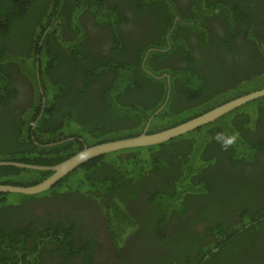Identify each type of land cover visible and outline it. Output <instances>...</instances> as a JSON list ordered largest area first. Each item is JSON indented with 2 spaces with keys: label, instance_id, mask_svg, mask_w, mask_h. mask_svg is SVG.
Masks as SVG:
<instances>
[{
  "label": "trees",
  "instance_id": "16d2710c",
  "mask_svg": "<svg viewBox=\"0 0 264 264\" xmlns=\"http://www.w3.org/2000/svg\"><path fill=\"white\" fill-rule=\"evenodd\" d=\"M216 2L193 0L192 16L185 17L191 24L176 26L175 31L183 29L184 38L196 36L203 51L210 35L206 20L212 15L224 17L225 29L238 33V28L258 21L259 14L264 21V4L258 5V14L257 5L241 6L239 0ZM130 3L136 14L158 6L165 16L157 18L161 27L147 47L155 51L145 61L146 71L141 64L147 49L130 50L116 32V45L111 49L116 58L82 54L79 43L68 46L58 36L62 27L76 25L81 30L77 16L88 13L104 21L110 16V25L121 23L123 17L116 12L120 10L105 0L74 4L70 0H0V162L55 166L83 147L140 135L164 101L148 134L182 124L241 94L264 89L262 42L249 78L238 83L235 93L228 90L208 105L205 95L214 83L208 70L222 72L191 57L185 43L181 46L185 66L169 64L179 43L172 32L177 41L171 38L172 48L165 51L174 0ZM232 37L218 36L215 45L225 49L232 45ZM246 37L255 41L251 30ZM72 51H78L79 62L73 61ZM163 75L170 77L169 83L160 78ZM20 76L31 85L35 97L25 111L8 108L18 95L13 84ZM70 124L76 130H70ZM59 140L66 141L50 145ZM50 175V171L1 166L0 185L32 186ZM139 193L148 211L136 218L147 223L150 236L158 243L151 255L144 253L147 262L247 264L256 260V253L264 249L260 238L264 226V96L165 143L94 158L43 194H0V264H47L45 253L49 258L60 257L59 264H73L80 256V264H100L93 255L99 236L84 240L77 232L81 218L69 220L60 209L56 216L47 212L37 217L33 215L36 204L46 209L75 202L80 205L78 213L103 218L113 244L120 247L134 225L129 204L139 200ZM104 202L110 210L101 205ZM168 228L179 230L174 240L165 233ZM88 229L92 227L83 231Z\"/></svg>",
  "mask_w": 264,
  "mask_h": 264
},
{
  "label": "flooded vegetation",
  "instance_id": "af4514ba",
  "mask_svg": "<svg viewBox=\"0 0 264 264\" xmlns=\"http://www.w3.org/2000/svg\"><path fill=\"white\" fill-rule=\"evenodd\" d=\"M76 1L77 0H70V2L73 4ZM105 1L109 4L110 7H117V9L120 10L116 12L117 14L123 17L121 23L116 26L110 25L108 22H111L110 16H104L106 17V21H104L99 18H94L92 14L88 13L85 15L77 16V19L80 20L83 25V28L81 30H78V27L76 25L62 27L61 30H58V36H61L64 41L69 42L68 46H73L74 44L79 43L81 45L80 51L82 54H94L96 55L95 58H107L112 56L115 57L111 52V49L114 48L113 46L116 45L115 38H117V36L115 37V32L119 34V39L125 45V47H129L130 50L134 48L135 50H137L138 48L147 49L150 43H154L159 33L158 27H161V25L157 23V18L159 15H162L165 19V16L163 15L160 7L155 6L148 12L136 14L135 7L132 6L130 0ZM165 1L166 3H168L169 0ZM216 1H228V3L231 4L235 0ZM192 2L193 0H174L175 6L170 5V14L172 18L171 28L170 31L164 37V39L168 44L167 50L170 51L172 48L171 38H173L174 43L177 41V37L179 38V43H176L177 47L171 53L172 59L169 62V64H172L176 68L180 66H185V63H183L181 60L182 55L184 54V51L181 46L183 43H185L191 49V57L198 60L199 62L205 61L210 64L212 68H217L220 72H222L216 73L211 69L208 70L209 75H211L214 79V83L209 84L207 93L205 95L207 97V104L210 105V102H213L215 99H218L223 93H226L228 90L232 89L229 92L235 93V87L238 86V83H240L243 78V80L249 78V73L252 70L251 64L253 58L255 54L258 53L259 46L263 44L262 42H264V21L262 20L259 14L260 7L258 6L260 4L263 5L264 0H239L238 4H240L241 6L246 5L253 7V5H257V11L259 14L258 21H256L250 26L238 28L237 30L240 31L239 33L236 30L225 29L226 25L222 23L224 20V17L222 16L212 15L213 18H207L206 23L210 35L208 38V47L205 51H203V47L196 38V36L188 35V37L184 38V32L182 31L183 29L181 30L178 28L177 31H175L176 26L179 23L184 24V28L187 27V25L191 24L185 21V17L190 19V17L192 16V13L190 11ZM132 3L135 6H138L140 0H132ZM206 4H210V2L206 1ZM250 30L254 34V42H251L252 40H248L246 37L247 32ZM61 31H63V33H61ZM172 32H175L177 37H171ZM225 34L233 36L232 45L228 46L225 49H219L215 45V38L218 36H223ZM179 36H181L182 39ZM261 48H264V46H262ZM225 50H227L228 52ZM153 51H155V49L146 50L141 67L144 66L149 54ZM78 54V51H72V58L74 62H79V60L81 59L78 57ZM220 56H222L223 58L221 59ZM124 57H126V53L124 54ZM223 60L224 62L222 63ZM144 70L146 71V69ZM225 72L228 73L229 76L228 74H224ZM163 77H165L167 82L169 83L170 77L167 75H163L160 78ZM37 78V80H39V75L37 76ZM223 78L225 81H221ZM13 85L15 86V88H17L18 95L14 100L10 101L8 108H12L14 110L17 108L23 111L30 109L29 104L35 99L31 85L29 83H26L21 76L18 80H16ZM39 90L40 93H42L41 87ZM165 105L166 102L164 101L163 105L154 112L156 113L158 110H160L153 117L152 120H154L155 117L162 111ZM2 111L3 109L0 107V113H2ZM8 111L10 112L11 110L8 109ZM106 201L107 203H109L108 200ZM82 203L84 204L83 200ZM89 203L92 204L93 202ZM104 203L106 205H101L106 206V208L110 210L111 207L106 202ZM39 204L40 207L38 206V204H36L35 209L33 210V215L37 217H44L45 214H47L48 212L49 214L56 216L57 211L60 209L61 213L65 215L69 220H76L77 218H81L82 224L81 227L78 226L77 232L80 236L83 237L84 240L99 236L98 239L95 238L98 243H95L93 245V255L96 262H99L100 264H151L150 262H147L145 260L144 253L146 252L151 255L152 252L157 249L158 243L153 240L154 238L150 236L147 223L144 220L136 218L143 216V213H145V211H148V205L144 204L143 202V193H139V200L137 199L129 204L131 205V211H129V213L133 212V215H131L132 217H134L135 222L132 227L128 228L129 230L124 236L120 247H115V245L113 244L108 229L109 227L106 221L103 218L91 219L85 216V213L83 211H80L78 213L77 209L80 205L76 204L75 202L71 201L69 203H65L58 208H49L46 206V209L41 207V203ZM125 209L126 208L122 206V210L126 211ZM135 211H137V213H135ZM67 213H69V215ZM193 213L194 212L192 211L191 214ZM55 219H57V217ZM75 222L77 221H72V223ZM91 227L92 229L83 231L84 228ZM260 229L263 233L260 238H263L262 244H264V226H262ZM178 231L179 230H173L171 228H168L165 230V233L171 238V240H174V238L177 236L175 232ZM145 241H149V243L147 244ZM169 248H171L170 245ZM119 252L122 255L121 257H119L118 255ZM81 257L82 256L77 257L74 260L73 264H80L82 262ZM255 257H257L256 260H248L247 264H264V249H262V251L259 250L256 253ZM44 259L47 260V264H59L61 260L60 257L49 258L47 253L44 254ZM179 264H182V261H180Z\"/></svg>",
  "mask_w": 264,
  "mask_h": 264
},
{
  "label": "water",
  "instance_id": "95a60500",
  "mask_svg": "<svg viewBox=\"0 0 264 264\" xmlns=\"http://www.w3.org/2000/svg\"><path fill=\"white\" fill-rule=\"evenodd\" d=\"M37 76H38V72H37ZM263 96H264V89L249 92L240 95L237 98L232 99L226 103H223L211 109L210 111H207L204 114L199 115L193 119H190L175 127L166 129L158 133L148 134L147 131L150 126L151 120L160 111L158 110L150 118H148L144 130L140 135L128 139L101 143L91 147H83V149L80 152L76 153L72 157L62 161L61 163L55 166L48 167V166L24 164L20 162H0V167L11 166L24 170L51 172V175L48 178H46L45 180H43L42 182L36 185L26 186V187L14 186V185H0V194H21L25 196H35V195L43 194L48 190H50L53 186H55L68 174H70L75 169L80 167L82 164L94 158L100 157L105 154L117 152L120 150L143 148V147L155 146L165 143L171 139L185 135L191 131L198 129L201 126L211 123L217 120L218 118L224 116L225 114L233 111L234 109L248 102L259 99ZM66 140H73V139L68 138ZM66 140H59L50 145L60 144Z\"/></svg>",
  "mask_w": 264,
  "mask_h": 264
},
{
  "label": "rangeland",
  "instance_id": "374dc122",
  "mask_svg": "<svg viewBox=\"0 0 264 264\" xmlns=\"http://www.w3.org/2000/svg\"><path fill=\"white\" fill-rule=\"evenodd\" d=\"M232 94H233V93H232ZM245 94H246V93H245ZM256 100H257V99H256ZM69 129H70V130H72V129H73V130H76L74 124H70ZM105 155H106V154H105Z\"/></svg>",
  "mask_w": 264,
  "mask_h": 264
},
{
  "label": "clouds",
  "instance_id": "9594fccd",
  "mask_svg": "<svg viewBox=\"0 0 264 264\" xmlns=\"http://www.w3.org/2000/svg\"><path fill=\"white\" fill-rule=\"evenodd\" d=\"M165 51H168L167 49ZM38 70V69H37ZM39 74V73H38ZM38 79V78H37ZM39 81V80H38ZM237 98V97H236ZM235 99V98H234ZM150 118V117H149ZM148 120V119H147ZM151 124V123H150Z\"/></svg>",
  "mask_w": 264,
  "mask_h": 264
}]
</instances>
